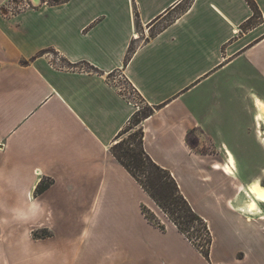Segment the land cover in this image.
<instances>
[{
  "label": "crops",
  "instance_id": "crops-1",
  "mask_svg": "<svg viewBox=\"0 0 264 264\" xmlns=\"http://www.w3.org/2000/svg\"><path fill=\"white\" fill-rule=\"evenodd\" d=\"M7 1L0 264H264V203L250 210L248 192L264 185L254 105L264 100V0H252L255 10L247 0H192L184 11L185 0H38L16 12ZM116 73L153 107L140 122L144 150L207 222L208 259L110 150L137 110ZM44 176L52 184L37 191ZM11 195L18 202L6 204ZM38 229L47 233L33 239Z\"/></svg>",
  "mask_w": 264,
  "mask_h": 264
},
{
  "label": "trees",
  "instance_id": "trees-1",
  "mask_svg": "<svg viewBox=\"0 0 264 264\" xmlns=\"http://www.w3.org/2000/svg\"><path fill=\"white\" fill-rule=\"evenodd\" d=\"M191 1L192 0H185L181 11L186 10L190 6ZM247 1L249 6L255 10L253 1ZM133 51L134 47L130 46L124 57L125 64L129 60L131 52ZM152 112L153 107L149 106V104H146V109L144 110H136L130 120L126 122L125 126L119 131L117 138L134 126H137L138 131L130 133V140L121 139L120 141H115L110 150L122 166L163 210L165 215L173 221L178 227L177 229L182 232L194 247H196L208 259L212 238L208 231L207 222L194 212L191 204L183 196L172 173L167 168L158 165L157 162H155L144 150L142 142L143 131L140 122L151 115ZM136 135H138V140L135 143H131L135 140H133V137ZM45 188L46 186L39 188L38 191H42ZM142 211L158 226L162 228L164 227V225L156 219V216L149 208L143 206ZM196 239H200V241H197Z\"/></svg>",
  "mask_w": 264,
  "mask_h": 264
},
{
  "label": "rangeland",
  "instance_id": "rangeland-1",
  "mask_svg": "<svg viewBox=\"0 0 264 264\" xmlns=\"http://www.w3.org/2000/svg\"><path fill=\"white\" fill-rule=\"evenodd\" d=\"M38 0H8L4 5H3V9L4 10H7L8 12L9 11H12V12H16V11H19V10H24V9H27V8H32L34 7L37 3ZM43 1H48V2H52V1H55V0H43ZM56 1H60V0H56ZM29 4V5H28ZM183 8V6H182ZM181 8V9H182ZM180 13L179 9L176 11H172L171 13H169L165 18H163L162 20H160L154 27H153V31H156L158 28L162 27L163 25H165L167 22L171 21L175 16L176 14ZM48 53H49V56L50 58L55 62V64L57 66H68V64L63 60V58H61L57 53H55V51L53 50H47ZM80 67H85V69L89 68L86 64H81ZM120 83H122L121 85H124L126 86V84L124 83V81H121ZM127 87V86H126ZM125 96L128 97L130 100L132 101H136V103L138 104L139 106V109H146V104L143 102V100L141 99L140 96H136L135 99H132L131 95L128 94L127 90H125ZM259 129V128H258ZM260 129L264 131V126L263 125H260ZM134 131H138L137 129V126H134L132 128H130V130L126 131L124 134H121V136H119L116 141H120L121 139H127V140H130L129 138V135L130 133H133ZM3 132L0 130V152L2 150V139H3ZM134 136V134H133ZM132 136V137H133ZM135 139V140H134ZM134 140V141H133ZM133 142L131 143H135L137 140H138V135H136L135 137H133ZM11 174H8L7 177H10ZM52 178L51 177H41L39 183H38V186L36 188V190L38 191L39 188H42L44 186H49L50 184H52ZM26 183H28V185L26 186L28 189L31 188V184H32V181L31 180H26L25 181ZM18 190V189H16ZM13 200H16V202H18V196H15V195H11V196H7V198L4 200V202H6V204H12L13 203ZM15 204V202H14ZM10 206V205H9ZM8 207V206H7ZM7 207L6 209L4 210V212H2V216L4 218H8V219H12L13 218V215L11 212H8L7 211ZM161 209V208H160ZM161 212H163V210L161 209L160 210ZM164 213V212H163ZM165 215V213H164ZM166 216V215H165ZM15 218V216H14ZM169 218V217H168ZM157 219V218H156ZM160 223L163 221L162 219H157ZM45 233H47L44 229H38V230H35V231H32L31 232V236L33 237V239H37V238H42L44 237ZM197 241H200V239H196Z\"/></svg>",
  "mask_w": 264,
  "mask_h": 264
},
{
  "label": "bare ground",
  "instance_id": "bare-ground-1",
  "mask_svg": "<svg viewBox=\"0 0 264 264\" xmlns=\"http://www.w3.org/2000/svg\"><path fill=\"white\" fill-rule=\"evenodd\" d=\"M254 105L256 107L255 119L257 120V124H258L257 126L259 128L258 132L259 135L263 137V141H264V131L260 129V125L264 126V100L259 97H255ZM228 156H229V160H228L229 165H227L226 163V165L224 166V170L228 174H231L233 172L232 167H235V161H234L235 158L230 152H228ZM248 192L250 194V203H249L250 210L256 209L258 202L264 203V199H261V197L264 196V185H262V183H260L258 180L252 182L248 186Z\"/></svg>",
  "mask_w": 264,
  "mask_h": 264
},
{
  "label": "built area",
  "instance_id": "built-area-1",
  "mask_svg": "<svg viewBox=\"0 0 264 264\" xmlns=\"http://www.w3.org/2000/svg\"><path fill=\"white\" fill-rule=\"evenodd\" d=\"M140 35L141 34L139 32H136L135 34H133L132 37L135 40V39H138L140 37ZM113 79H114V81H119V82L120 81H124V83L126 84L127 87L124 86V85H121L122 83H119L118 82L119 83V87L118 88H119L120 91H122L124 93V96H125V90H127L128 94L131 95L132 99H135L136 96H139L138 93L135 91L134 86H132L128 82H126V80L124 79V76L121 73L114 74ZM127 99H129V98L127 97ZM132 102L135 103V105L137 107V110H138L139 109V106L136 103V101L135 102L132 101Z\"/></svg>",
  "mask_w": 264,
  "mask_h": 264
},
{
  "label": "snow or ice",
  "instance_id": "snow-or-ice-1",
  "mask_svg": "<svg viewBox=\"0 0 264 264\" xmlns=\"http://www.w3.org/2000/svg\"><path fill=\"white\" fill-rule=\"evenodd\" d=\"M261 199H264V196H262Z\"/></svg>",
  "mask_w": 264,
  "mask_h": 264
}]
</instances>
